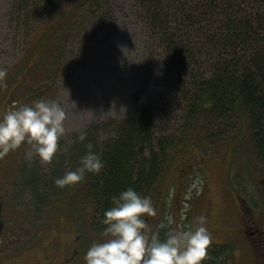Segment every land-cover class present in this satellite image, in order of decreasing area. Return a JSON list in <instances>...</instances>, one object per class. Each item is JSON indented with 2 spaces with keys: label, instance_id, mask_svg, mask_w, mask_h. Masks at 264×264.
<instances>
[{
  "label": "rangeland",
  "instance_id": "1",
  "mask_svg": "<svg viewBox=\"0 0 264 264\" xmlns=\"http://www.w3.org/2000/svg\"><path fill=\"white\" fill-rule=\"evenodd\" d=\"M81 1L87 5L83 11L59 25L57 35L46 41V30L58 21L59 11ZM90 3L66 0L57 12L45 0H0V113L14 103L30 104L41 97L58 101L67 112L66 131L50 163H41L28 144L0 156V264H62L75 255L79 257L64 264H86L88 248L105 238L92 222L95 213L92 219L88 202L77 194L71 205L63 196L77 189L68 191L70 185L54 183L75 170L87 140L78 139L81 131L110 140L115 127L136 110L153 108L157 137L183 135L174 131L184 126L176 66L135 0H100L102 13L96 16L89 11ZM54 42L56 49L61 47L46 57L45 48ZM181 67L186 69L185 63ZM237 121V128L230 129L238 135L233 141H212L209 146L200 137L180 151L172 148L164 175L150 193L157 211L145 217L150 234L186 229L201 216L207 226L209 218L218 223L211 245L221 246L209 247L203 264H264V162L250 139L243 138L246 123ZM157 150L152 145L141 155L149 161ZM35 170L40 183H54L46 195L40 190L41 204L34 187L26 188L22 179L26 171ZM196 179L202 181L199 191L191 189ZM169 216L174 223L169 224Z\"/></svg>",
  "mask_w": 264,
  "mask_h": 264
},
{
  "label": "trees",
  "instance_id": "2",
  "mask_svg": "<svg viewBox=\"0 0 264 264\" xmlns=\"http://www.w3.org/2000/svg\"><path fill=\"white\" fill-rule=\"evenodd\" d=\"M45 2L49 9L58 8V12L66 0ZM91 2L89 11L94 16L101 14L100 0ZM135 3L165 56L176 66L178 83L175 88H180L183 96L180 119L184 126L173 130L183 135L157 137L153 108H141L115 127L114 134L109 135L110 140L101 141L100 134L86 136L82 144L84 151L78 154L74 169L89 151V142L94 145L92 150L102 156L104 168L99 173H86L82 181L68 188V191L77 190L70 195L64 192L63 196H68L70 204L77 194L85 199L92 210V219L95 213L96 221L92 222L100 233L106 227L102 224L104 212L113 206L114 196L129 187L150 196L154 184L164 175L166 159L174 153L172 148L178 147L175 152L180 151V146L200 137L209 146L212 141H233L238 135L230 129L237 128V120H243L248 129L243 138L250 139L258 160L264 162V0H135ZM85 5L81 1L73 4L70 10L61 9L58 21L50 23L46 30H50L46 41L51 42L57 35L56 28L73 21ZM100 9H103L101 5ZM58 49L55 42L50 43L45 48V56L50 58ZM183 63L186 69L182 70ZM152 145L158 150L146 161L141 154ZM187 165L188 170L193 164L190 161ZM11 177L8 172L7 178ZM39 178L35 170L26 171L22 179L26 188L34 187L36 200L41 204L44 191L46 195L54 183L46 184L44 180L40 183ZM5 221L4 218L2 227ZM167 233L160 229V238L165 239ZM77 257L79 255L67 259L73 262Z\"/></svg>",
  "mask_w": 264,
  "mask_h": 264
},
{
  "label": "clouds",
  "instance_id": "3",
  "mask_svg": "<svg viewBox=\"0 0 264 264\" xmlns=\"http://www.w3.org/2000/svg\"><path fill=\"white\" fill-rule=\"evenodd\" d=\"M66 118V110L54 99L41 97L30 104L14 103L0 113V156L28 144L41 163H50L66 131ZM86 136L87 132L81 131L78 139L84 141ZM87 147L89 151L81 157L80 166L55 179L58 187L75 185L86 173H99L104 168L102 156L92 150L94 145L89 142ZM201 184L196 179L191 189L199 191ZM112 199L113 206L105 210L102 220L105 238L88 248L86 264H203L213 239L205 217L186 229L169 230L161 239L158 232L150 234L145 219L157 215L150 196L129 187ZM167 219L169 224L174 223L171 216Z\"/></svg>",
  "mask_w": 264,
  "mask_h": 264
},
{
  "label": "flooded vegetation",
  "instance_id": "4",
  "mask_svg": "<svg viewBox=\"0 0 264 264\" xmlns=\"http://www.w3.org/2000/svg\"><path fill=\"white\" fill-rule=\"evenodd\" d=\"M211 220H212L211 218L208 219V228H209V230H210V232H211V234H212V237H213L214 234H217V232H216L215 229H216L217 226H219V225H218L217 222H213V223H212Z\"/></svg>",
  "mask_w": 264,
  "mask_h": 264
},
{
  "label": "bare ground",
  "instance_id": "5",
  "mask_svg": "<svg viewBox=\"0 0 264 264\" xmlns=\"http://www.w3.org/2000/svg\"><path fill=\"white\" fill-rule=\"evenodd\" d=\"M103 204V203H102ZM100 206V205H99Z\"/></svg>",
  "mask_w": 264,
  "mask_h": 264
}]
</instances>
